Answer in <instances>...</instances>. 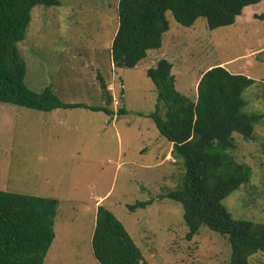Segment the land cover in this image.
Returning <instances> with one entry per match:
<instances>
[{
	"label": "rangeland",
	"instance_id": "obj_1",
	"mask_svg": "<svg viewBox=\"0 0 264 264\" xmlns=\"http://www.w3.org/2000/svg\"><path fill=\"white\" fill-rule=\"evenodd\" d=\"M59 1L35 5L25 37L17 43L26 64L25 84L36 92L49 86L66 103L99 106L105 104L100 73L112 95L110 107L123 106L126 113L45 112L0 102V189L58 200L56 238L46 264H99L91 245L98 205L119 219L148 264H227L226 237L201 226L187 239L182 205L160 199L177 187L183 168L168 155V140L146 116L158 103L146 70L167 59L176 89L194 100L200 74L224 63L229 71L254 79L242 93L243 110L264 115V20L249 16L264 12V0L248 5L237 23L216 29L202 17L183 26L166 12L169 29L161 47L149 50L133 68H116L110 58L118 0ZM159 113L164 116L162 104ZM232 136L234 155L251 167V175L222 203L235 219L264 223V116L251 139ZM149 198L154 201L145 208L127 207ZM248 260L264 264V254Z\"/></svg>",
	"mask_w": 264,
	"mask_h": 264
},
{
	"label": "trees",
	"instance_id": "obj_2",
	"mask_svg": "<svg viewBox=\"0 0 264 264\" xmlns=\"http://www.w3.org/2000/svg\"><path fill=\"white\" fill-rule=\"evenodd\" d=\"M262 0H118L117 28L110 45L114 67L133 68L151 49L160 48L169 29L166 12L183 26H192L202 17L209 29L232 25L244 7ZM59 5V0H0V102L50 112L57 108H86L103 111L110 117L126 113L110 107L112 95L100 73L97 78L104 105L66 103L51 87L33 91L24 82L26 64L17 43L24 39L35 5ZM264 20V12L254 14ZM172 63L165 58L146 70L155 85L157 108L146 114L158 132L172 144L174 162H180L182 176L169 198L183 208L185 237L191 239L201 226L218 232L230 244L227 264H250L255 253L264 254V223L235 219L223 199L250 179L251 167L234 155L232 136L249 140L262 113L245 112L243 91L254 79L212 65L203 71L191 100L175 87ZM122 94L119 100L123 102ZM165 107L164 116L159 106ZM139 115H143L138 113ZM154 198L128 204L130 211L145 208ZM58 200L24 195L0 189V264H43L55 237L53 225ZM99 264H148L141 250L119 219L98 205L91 240Z\"/></svg>",
	"mask_w": 264,
	"mask_h": 264
},
{
	"label": "crops",
	"instance_id": "obj_3",
	"mask_svg": "<svg viewBox=\"0 0 264 264\" xmlns=\"http://www.w3.org/2000/svg\"><path fill=\"white\" fill-rule=\"evenodd\" d=\"M247 7V6H246ZM246 7H244L243 8V10H242V12H241V14L240 15H238L237 17H236V21H235V23H237L238 21H239V18H241L242 16H243V14H244V9L246 8ZM253 15L254 16V14H257V13H249V16L250 15ZM217 64H220V65H222V66H224L226 69H228L227 68V66L224 64V63H217ZM217 64H214V65H217ZM210 68V67H209ZM172 69H173V64H172ZM229 70V69H228ZM205 71V70H204ZM234 73V72H233ZM202 74V73H201ZM201 74H200V76H201ZM200 76H199V78H200ZM198 81V80H197ZM197 81H196V83H197ZM196 85V84H195ZM196 90V89H195ZM195 95H196V91H195ZM52 111H54V110H52ZM169 147H170V151H171V148H172V144L171 143H169ZM170 151H169V154L168 155H170ZM56 238V236L54 237V239ZM54 239H53V241H54ZM53 241H52V243H53ZM52 243H51V245H52ZM51 245H50V247H49V249H48V251H47V253H46V255H45V258H44V261H43V264H46V258H47V256H48V252L50 251V248H51Z\"/></svg>",
	"mask_w": 264,
	"mask_h": 264
}]
</instances>
